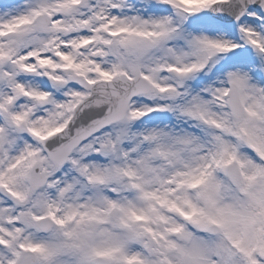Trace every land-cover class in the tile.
Wrapping results in <instances>:
<instances>
[{
  "label": "snow or ice",
  "instance_id": "1",
  "mask_svg": "<svg viewBox=\"0 0 264 264\" xmlns=\"http://www.w3.org/2000/svg\"><path fill=\"white\" fill-rule=\"evenodd\" d=\"M0 264H264V0H0Z\"/></svg>",
  "mask_w": 264,
  "mask_h": 264
}]
</instances>
